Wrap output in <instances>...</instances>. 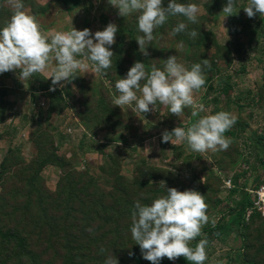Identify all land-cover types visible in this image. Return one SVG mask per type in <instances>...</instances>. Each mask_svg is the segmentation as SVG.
<instances>
[{
	"label": "rangeland",
	"instance_id": "rangeland-1",
	"mask_svg": "<svg viewBox=\"0 0 264 264\" xmlns=\"http://www.w3.org/2000/svg\"><path fill=\"white\" fill-rule=\"evenodd\" d=\"M223 1L187 0L198 6L196 23H189L180 16L169 17L165 24L154 29L153 40L145 45V55L144 49H139L135 41L137 35H142L136 29L138 13L119 16L109 0H80L76 8L66 6V0H24V8L35 17L44 34L50 30L68 31L71 25L76 30L87 28L92 33L102 30L108 23H115L117 32L111 45V59L119 60L117 65L112 61L104 75L92 72L90 67L77 71L72 79L71 91L65 97L66 108L61 114H52L50 122L44 121L52 132V138L55 137L53 142L56 141L57 158L51 160H58L59 168L47 166L38 175L40 160L45 153L50 154V150L45 149L42 139L37 141L36 146L31 143V137L35 135L34 127L27 125L26 129L20 130L16 129L19 122L8 124L11 130L15 127V133L13 135L7 129L5 140L0 141V228L18 232L26 241V249L23 251L16 243H6L0 238V264H66L72 254L87 255L90 252H100L103 261L112 254L119 264H136L128 259L129 253L135 250L141 256L139 246L132 240L129 231L133 205L136 202L150 204L153 199L164 195L167 188L178 191L191 189L204 196L208 219L201 225L200 235L189 241V245L196 238L207 241L204 264H244V261L245 264H264V219L248 221L247 229L241 233L243 238L234 228L207 234V227L223 224L229 216V208H226L234 206L232 200L236 197L232 199L229 196L230 192L225 191L222 180L231 176L233 181L236 174L242 176L239 172L244 163L241 157V160L238 158L240 154L244 155L253 171L247 179V189H251L258 176L264 182V169L257 160L258 153L264 159V148L261 144L257 145L252 155H247L244 143L246 140L256 142V127L260 113L264 111V15L255 13L251 18L247 17L243 11L247 0H237L232 15L225 17L222 13ZM179 2L185 3L186 0ZM167 3L168 0H162V7H166ZM11 13L8 0H0V25L8 21ZM178 21L185 22L187 28L185 32L173 36L171 29ZM192 29L197 35L190 38L187 31ZM181 42L182 47L178 46ZM169 56H176L177 61L186 67L207 59L208 66L202 65L204 79L216 80L214 74L219 68L224 84L233 88L229 113L244 127L236 130V137L226 149L198 153L191 151L185 142L177 143L173 139L163 142L165 149L162 152L160 136L164 130L184 127L189 119L217 113L211 99L205 100L206 90L203 87L193 92L194 101L205 109L196 116L191 114V106L182 110L183 117L175 115L167 118L166 106L159 103L154 106L155 110L150 105V110L142 114L134 112L129 105L113 104L117 95L114 83L125 76L134 61L144 63L146 69L151 65L162 67L163 60ZM10 74L15 76L18 70H11ZM65 84L61 81L54 87L65 90ZM23 87L29 89L26 83ZM249 92L251 95H248ZM33 93L31 90L28 94ZM41 95L37 106L45 112L49 101ZM241 105L243 109L239 108ZM219 109L225 111L226 105L222 104ZM2 116L0 106V118ZM118 129L121 131L113 132ZM65 134L67 137L64 140L60 135ZM117 134L120 137L114 140ZM11 149H18L19 155L10 154ZM235 160L236 164H241L234 172L228 170L225 174H217L210 167L211 163H218L229 169ZM140 161H146L156 171L150 167L144 171L145 167L137 166ZM166 165L178 178L173 184L165 185L164 189L159 186L158 179L166 176L161 171V167ZM74 172L76 176L85 174L93 180L105 197L100 204L107 211L119 203L126 206L127 202V207L123 208L127 218H123L120 225L126 226L120 257L115 253L120 245L114 250L112 245H108L109 240L102 238L108 234V227L98 225L91 207L85 205L81 211L77 210L79 207L74 201L68 204V200L60 196V201L57 198L60 206L66 211L70 207L74 209H69L71 217L64 219L61 208L55 211L48 205H53L52 198L59 189L61 179ZM144 179L149 183H143ZM42 195L47 203L46 212L40 204ZM79 211L81 214H78ZM109 229L110 233L119 230L118 227L113 229V226ZM238 252L241 254L240 262L235 260Z\"/></svg>",
	"mask_w": 264,
	"mask_h": 264
},
{
	"label": "clouds",
	"instance_id": "clouds-1",
	"mask_svg": "<svg viewBox=\"0 0 264 264\" xmlns=\"http://www.w3.org/2000/svg\"><path fill=\"white\" fill-rule=\"evenodd\" d=\"M12 13L8 21L0 25V73L18 70V78L28 80L34 73L48 69L51 78L49 91L59 82H70L77 71L91 68L92 72L105 74L112 64L111 45L117 32L115 23H108L102 30L90 33L84 28L68 31H52L44 34L35 19L24 8V0H8ZM118 10L119 16L130 13L136 15L137 35L135 41L139 49L153 40L154 29L165 24L169 17L180 16L189 23H196L199 12L194 3H181L168 0L162 7V0H109ZM237 0H226L222 13L232 15ZM244 13L251 18L255 13L264 15V0H247ZM187 25L178 21L171 29V35L185 32ZM224 28V27H223ZM225 29V28H224ZM226 30V29H225ZM192 38L197 35L195 29L188 30ZM182 47V42L178 45ZM55 62L54 66L52 62ZM202 65L208 66L203 59L189 67L177 61L176 56L163 60L162 67L151 65L146 69L144 63L134 61L123 78L114 83L117 95L113 99L116 106L129 105L134 112L147 113L159 103L167 107L168 113L180 117L182 110L191 106L192 115L205 111L197 104L193 92L204 84ZM63 87L62 84L59 85ZM234 117L225 111L201 116L187 127H175L161 133V142H185L193 152L217 151L228 147L229 140L223 133L232 125ZM159 186L165 189L164 181ZM129 231L132 240L139 246L142 259L151 264H160L162 257L174 261L184 257L192 264H203L206 259L207 241L200 239L194 246L189 241L200 235V228L208 217L205 214L204 196L191 189L178 191L167 188L165 194L152 200L150 204L133 205ZM104 251L103 248L100 249ZM131 256L132 253H129ZM104 264H119L112 254Z\"/></svg>",
	"mask_w": 264,
	"mask_h": 264
},
{
	"label": "trees",
	"instance_id": "trees-1",
	"mask_svg": "<svg viewBox=\"0 0 264 264\" xmlns=\"http://www.w3.org/2000/svg\"><path fill=\"white\" fill-rule=\"evenodd\" d=\"M224 3H226V0L223 1ZM80 0H66V6H71L73 8H76L79 6L80 4ZM35 13H37V11H34ZM117 58H115V60H112L113 63H116L117 65ZM215 77L217 76V79L214 80L213 78H206L204 79L205 82L202 85L203 88H205L206 93H205V100H210L211 102L214 104V106L216 107L215 109L217 110V112H219V107L222 104L226 105V110L225 112L230 111V105L232 104L231 100V96H232V91L233 88L229 85V84H224L223 77L221 76V70L218 68L215 71ZM219 75V77H218ZM32 80L34 83H36L38 85V87H34V89H38L41 90L43 92V95L48 99L49 104L44 111H42L43 109L40 107L39 109H37L36 114H34V117L36 118V123L34 125V133L35 135H33L31 137V143L34 144V146H36L37 141L39 139H42L45 146V149H49L50 150V154L44 155V157L40 160L41 164L40 167L41 169L39 170L38 175H40L42 172V170L44 168H46L47 166H56V167H60V162H52L54 160L55 155L57 154V145H56V141L55 145L53 142V139L55 140V137L50 135L52 134V132H49V129L46 127L47 122H50V117L52 114H61V112L66 108V94L68 92H70V87L72 86V80L68 83L65 84V90H62L60 88L54 87L55 90L53 91H49V87L51 85V81L47 80L45 77H43L42 75H40L39 73H34L32 75ZM229 81V78H228ZM8 95V89L5 87H0V106H1V111L3 112V116L2 118H0V124L3 123L6 119V115L8 112V101L6 99V96ZM248 95H251V92L248 93ZM226 102V103H225ZM240 109H243L242 105L241 107H239ZM260 110V109H259ZM261 111V110H260ZM264 113V111H263ZM263 113H260V115L262 116ZM197 119H199V117L192 119H189V121H186L187 123H185L184 127L190 126L192 123H194ZM261 117L259 118L260 121ZM258 121V124H259ZM242 127H244V125H242V123H239L238 121H235L232 123V125L223 133V136L226 137L229 142L233 140V137H236V130H240ZM172 129L168 130L169 132H171ZM112 131V129H111ZM117 131H121V129L118 130H113L114 133H116ZM258 131V125L256 127V132H255V140L256 142L250 141V140H246L244 139V143L247 146V155H252V151H255V146L257 145H262V147L264 148V135H260L257 133ZM118 133V132H117ZM117 137H114L113 139L116 140L118 137H120V134H117ZM123 138V137H122ZM121 138V140H122ZM248 142V143H246ZM165 143H162V150H164ZM51 148V149H50ZM19 150L18 149H11L9 152L10 154L15 153L16 155H19ZM47 156V157H46ZM242 158V162L243 164V168L241 167V171L239 172L238 175L236 174L233 178V184H234V188L232 189V191H229L230 194L229 196L233 198L236 197V200H232L234 202V206L233 207H227L226 209L228 210L229 208V216L224 220L223 224H216L214 227H207V234L209 236V234L211 233H218L217 231H221L223 230H232L233 228L235 229L236 233L243 238V236L241 235V233L243 232V229H247V222L248 221H256L257 219H264L260 216V214L255 211L252 208V202H251V195L249 194V192L247 191V179L249 177L252 176V169L250 168V166H248V161L243 158L244 155L240 154L238 156V158ZM247 157V156H246ZM240 158V160H241ZM245 159V160H243ZM263 169H264V159L261 158V156L258 153V159H257ZM236 160L233 163L234 165L231 164V166L228 168H224V166H220V164H214L212 165L211 163V168L213 170V172H217L221 174L224 173L228 170H232L233 172L235 170H237V168L239 167V165L241 164L240 162L238 164H236ZM174 165V164H173ZM4 166V162L1 163V167L3 168ZM139 167H145L147 171V167H150L146 161H140V163L137 165ZM169 165H166L164 167H161V171L163 175H166L164 177H160L158 180L160 181H164L165 185L167 184H173L176 180H177V176L175 173H173L172 171H169L168 167ZM151 169L155 167H150ZM176 168V167H174ZM223 168V169H222ZM225 170V171H224ZM156 171V169H155ZM145 174V173H144ZM142 174V175H144ZM81 175V176H80ZM79 176H76L75 172L69 175H65L61 181H60V185H59V189L57 190V192H55V196L53 199V205L52 204H48L50 206L51 209L57 211V208H61V212L64 216V219L71 217V215L69 214V209H71L72 207H70L69 209L64 208L63 206L59 205V202H57V198H59L60 196H62L63 198H66L68 201V204H70L71 202L74 201V203L77 204V208L79 207L80 210L82 208L85 207V205H88L89 207L92 208L93 214H95V218L94 220H97L98 225H100L102 228L103 227H108V234L107 235H103L102 238L108 239V245H112L114 250L116 248L117 252H115L117 254V257H120V255L122 254V252L120 251V248L123 246L122 242L124 241V238L122 237V235L124 234V230L126 229L124 227H121V223L123 218H127V213L123 211L124 207H127V202L126 206H124V203H119L116 204L115 207H112L110 210H106L104 209L100 204L103 200V198H105L103 195L100 194V191L95 187V184L93 182V180L89 177H86L85 174L82 176V174H80ZM148 175V174H147ZM148 178V177H147ZM117 180V179H116ZM146 179H144L143 183H149L148 181H145ZM262 177L258 176L257 180L255 183H253L250 187L252 190L256 189L257 187H259L263 182L261 181ZM245 182V183H244ZM223 183V180H222ZM101 195V197H100ZM40 204L43 206V211L46 212L45 206H46V199L45 197L42 195L40 197ZM45 199V200H44ZM60 201V198H59ZM65 207H66V203H64ZM74 209L72 208V211ZM75 210V211H77ZM81 211V210H80ZM79 211L78 214H81V212ZM89 218V216H88ZM43 221V220H42ZM110 226H113V229H116L118 227L119 230H117L116 232H111L110 233ZM0 238L3 239L4 242H8V243H16V245H18V247L21 250H25L26 249V241L24 240V237L20 236L18 234V232L12 231V230H7V231H3L0 228ZM112 241V242H110ZM117 241V242H116ZM198 242V238L195 239V241L189 245V246H194L195 243ZM111 243V244H109ZM138 251L135 250L132 253V255L128 256V259H131L133 261H135L136 264H151V262L145 263L142 259V256H140L138 253ZM240 253H237V258L235 260L237 261H241V257H240ZM246 261H244L245 264ZM66 264H104V261L102 259V254L100 252H96V253H88L87 255H82V254H77L74 255L72 254L71 259L68 258L66 261ZM160 264H192V262L185 260L184 257H177L174 261H169L167 258L162 257L160 259ZM204 264V262H203ZM229 264V263H227ZM243 264V263H242Z\"/></svg>",
	"mask_w": 264,
	"mask_h": 264
},
{
	"label": "crops",
	"instance_id": "crops-1",
	"mask_svg": "<svg viewBox=\"0 0 264 264\" xmlns=\"http://www.w3.org/2000/svg\"><path fill=\"white\" fill-rule=\"evenodd\" d=\"M49 33V32H48ZM10 71L0 73V87H5L8 89V95L6 96V99L8 101V112L6 115V120L4 123L0 124V141H4L6 138V132L7 129L10 131V125L8 124H16V122L19 124L16 126V129H26L27 125L34 127L36 123V118L34 117V114H36V108L39 106V101L40 98L42 97L41 94L43 92L38 89H31V85L34 87H38L36 83L33 82L32 77H30L28 80H23L21 81L18 78L17 75H11ZM43 77H45L47 80H50V78L47 77V69L45 72L39 73ZM20 82V83H19ZM27 84V87L29 89H24L23 85ZM31 87V88H30ZM61 89V88H60ZM31 90L35 93L33 95H30L28 93H31ZM42 92V93H40ZM68 92L67 94H69ZM30 101V105H33V107L29 106L28 102ZM32 101V102H31ZM38 104V106H37ZM165 109V108H164ZM167 109V107H166ZM17 111V112H16ZM165 111V110H163ZM165 115L167 118H170V116H174L175 114L168 113V111H165ZM183 117V116H180ZM179 117V118H180ZM9 120V123H8ZM12 126V125H11ZM15 127L12 128V134L15 133ZM14 135V134H13ZM116 135L115 137H117ZM60 137L66 139V134L65 135H60ZM63 139L61 140V142ZM164 152V150L162 151ZM0 157H1V151H0Z\"/></svg>",
	"mask_w": 264,
	"mask_h": 264
},
{
	"label": "built area",
	"instance_id": "built-area-1",
	"mask_svg": "<svg viewBox=\"0 0 264 264\" xmlns=\"http://www.w3.org/2000/svg\"><path fill=\"white\" fill-rule=\"evenodd\" d=\"M257 133L264 135V113L259 121ZM223 188L227 192L232 191L234 185L231 176L223 181ZM247 191L251 195L252 208L264 218V182L256 189H247Z\"/></svg>",
	"mask_w": 264,
	"mask_h": 264
}]
</instances>
